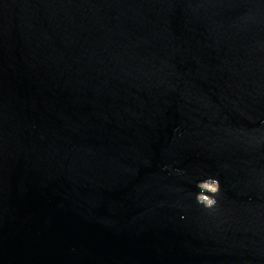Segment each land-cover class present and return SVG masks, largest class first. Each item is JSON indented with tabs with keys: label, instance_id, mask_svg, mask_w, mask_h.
Wrapping results in <instances>:
<instances>
[{
	"label": "water",
	"instance_id": "obj_1",
	"mask_svg": "<svg viewBox=\"0 0 264 264\" xmlns=\"http://www.w3.org/2000/svg\"><path fill=\"white\" fill-rule=\"evenodd\" d=\"M0 264H264V0H0Z\"/></svg>",
	"mask_w": 264,
	"mask_h": 264
},
{
	"label": "clouds",
	"instance_id": "obj_2",
	"mask_svg": "<svg viewBox=\"0 0 264 264\" xmlns=\"http://www.w3.org/2000/svg\"><path fill=\"white\" fill-rule=\"evenodd\" d=\"M197 187L200 190L195 196L197 203L202 205L205 209H213L218 203L216 197L220 192L219 180L217 178L208 177L198 181Z\"/></svg>",
	"mask_w": 264,
	"mask_h": 264
}]
</instances>
